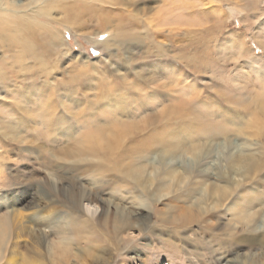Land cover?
I'll return each mask as SVG.
<instances>
[{
  "label": "rangeland",
  "instance_id": "rangeland-1",
  "mask_svg": "<svg viewBox=\"0 0 264 264\" xmlns=\"http://www.w3.org/2000/svg\"><path fill=\"white\" fill-rule=\"evenodd\" d=\"M51 1L56 4L63 2ZM11 3L33 8L41 5L43 1L11 0ZM96 4L103 5L108 12L113 10L112 7L122 5L118 8H122L123 14L127 9L129 15L144 18L143 23L138 25L140 28L137 32L145 41L149 30L145 19L152 18L155 26L149 38L155 37L154 40L163 46L157 51L158 58L152 55L151 60L150 57L144 58L141 43H130L129 38L122 44L115 40L111 44L119 45L107 46L105 42L111 36L110 26L101 25L99 19L90 16L87 11V14L81 16L84 22L76 25V28L70 26L66 16L59 12L52 15L53 21H45L47 24L50 22L53 28L60 31L59 36L63 37H60L63 46H59L53 53V61L59 63L56 73L54 72L56 81L51 83L52 89L55 85H60L58 89L64 91L67 80L71 77L78 80L73 83L75 87L76 84L80 88L83 84V87L79 89L80 93L77 91L74 95L76 103H69L65 98L60 101L63 99L62 91L54 97L55 101L62 104V110L60 108V113L57 114H62L72 124V132L67 134L64 131L56 137L47 134L49 125L46 124V115H39L36 106H43L48 101L40 99L36 105H30L31 110L27 112L28 120L22 131L28 141L22 142L14 137L7 141L6 149L10 154L2 168L4 177L0 178V184H7L0 190V217L6 213L11 217V235L4 253L5 258L11 257V251L18 242L17 248L22 256L31 257V260H38L40 263L44 261L43 264H264V245L242 242L249 235V230L233 221L228 212L230 205L227 203L219 209L216 207L217 210L212 209L210 201H207L209 204L205 203L204 206L207 211L212 212H208L203 224L195 223L187 230L190 231L187 236L172 235L177 240L181 239L179 242L184 245L183 251L172 247L171 244L176 240L166 234V229L171 226L161 225L159 216L163 213L171 219L172 215H177L176 208L182 206V203L176 200V193L167 194L168 197L165 196L163 200L159 196L158 202L147 199L139 214L146 218L148 226L141 231L128 227L121 234H116L111 241L106 240L104 243L109 232H105L99 224L101 207L95 203H85L84 210H78L67 197L51 190L47 183L51 175L70 174L65 172L68 162L59 160L57 156L60 150L72 148L73 137L95 130L101 122L116 124L118 120L123 124L128 122L136 126L148 120L147 129L150 132L158 129L162 131V124L167 121L173 124L175 121L174 126L187 127L184 130L186 132L194 128L198 133L192 135L194 139L198 136L205 138L209 131H213L219 134V141L225 145L227 140L223 134L229 133L246 153H256L264 160V114L260 110L261 103L264 105V0H100ZM120 17L127 23L129 17L122 19L120 15L112 18L113 25L118 23ZM51 40L52 38L45 39L43 44H48ZM2 45L3 41L0 39V60L5 59L2 57ZM160 53L169 58H160ZM58 56H61V61ZM179 74L184 75L182 79ZM132 83L137 85L133 86ZM105 85L119 86L121 91L129 89L126 90L131 95L128 107L135 113L132 114L129 110V114L124 117L115 107L102 104L101 100L98 102L97 97L105 89ZM4 91L6 89L0 88V126L8 121L4 117L15 114L12 107L10 111L9 106L17 100L15 96H6ZM62 102L70 104L69 107L75 110L65 111ZM92 102L99 106L94 105L90 110ZM182 105L186 107L182 114H176L171 120L166 119L164 113L168 108L176 109ZM232 122L238 123V129L235 130V126L230 125ZM176 133L169 136L171 143L180 138ZM162 134L159 132L158 136L162 138ZM131 142V139H125V144L130 145ZM123 143L121 142L122 145ZM212 145L214 144L211 143V147L201 154L182 151L179 157L168 160L170 167H179L190 172L186 185H192L183 193L195 200L200 196L192 193V188L201 192L202 185L212 186L214 183L222 186L226 179L233 178L231 181L242 180L244 184L247 182L246 189L234 201L245 203L252 197H258L259 193L264 195V169L260 175L253 177L252 182L240 175L227 174L229 170L224 162L227 155L217 160L211 152ZM161 159L163 158L160 154H154L150 158L144 156L137 161L158 163L160 166L164 164ZM47 162L54 165L53 168ZM205 169H208L207 172L203 171ZM89 173L90 171L74 173L73 177L79 185L88 186ZM226 174L229 177H225ZM102 180L103 183L97 187L103 190V200L112 197L115 202L127 207L129 219L135 218L138 214L132 209L131 203L135 199L132 197L137 194L134 186L114 181L112 173H106ZM57 181L61 185L68 183L67 180ZM37 192L42 196L45 194L46 198H39ZM248 204L254 211H258L255 212V222L258 223L260 231L264 232V198L263 201L253 198ZM18 215H22L23 219ZM40 215H49L46 221L53 224V229L45 228L44 232L49 236L37 244L32 240L30 232L33 221L39 219ZM88 219L94 220L96 233L89 229L84 230L87 233H74V228L80 221ZM63 228H67V234L58 232ZM159 229L165 230L159 232ZM63 239L69 242L65 247L66 251L62 253L60 248L54 251V247L61 245ZM0 264L5 263L2 260Z\"/></svg>",
  "mask_w": 264,
  "mask_h": 264
},
{
  "label": "bare ground",
  "instance_id": "bare-ground-1",
  "mask_svg": "<svg viewBox=\"0 0 264 264\" xmlns=\"http://www.w3.org/2000/svg\"><path fill=\"white\" fill-rule=\"evenodd\" d=\"M42 1L43 3L41 5L31 8L30 6H26L24 4H13L11 3V0H0V39H2L3 41L1 51L3 54L2 57H5V59L2 58L0 60V88L4 90L6 89V91L3 92L6 96L10 98H13L14 96L17 97L16 102H11V105L9 106L10 111L12 107L13 111H15V114L4 117V119L7 118L8 120L6 121L7 124L4 123V126H0V149H3V147L5 148L3 149V151H0V178L4 177L2 168L8 160L7 156L10 154V151L6 149L8 139L14 137L16 139H20L22 142L28 141V139L25 138L26 135L23 136L24 132L22 130L26 127V123L28 120L27 112L31 110L29 109L30 105H36L37 101H39L40 99H45L46 101H48L43 106H36V111L39 113V115H46V124L49 125L47 134H49L51 137L53 135L54 137H56L58 136V134L64 131L65 133L68 132L67 134H69L73 130V127H71L72 124H69L68 121L64 119L62 114L58 115L57 113H60L58 111L60 108L62 110V104L60 101H63L64 98L65 101L69 103L77 102L74 95L77 93V91L80 93L79 89H82L83 84L81 85V88L77 84L75 87L73 83H77L78 80L75 77H71L69 78V80H67L68 83H66L64 91L58 89L60 85H55L54 89H52L51 83H54L56 81L54 72L58 67L57 64L59 63V61H53V53L54 50L59 46H63V43L60 40V37L62 36H59L60 34L58 33L60 31L53 28L50 22L49 24L45 22L47 19L49 21H53L52 15L54 13L59 12L60 14L65 15L68 24L76 28V25L83 21L81 20V16L89 12L90 16L93 15L99 19L101 25L110 26L111 33L109 31L107 32H109L111 36L105 42L107 46L113 47L119 42H121L122 44L129 38L128 41L130 43H141L142 54L146 59L150 57L151 60L152 55L155 58H158L159 54H157V51L163 46H161L157 41L154 40L155 37L153 39H150V35L153 34L155 26L152 18L145 19V24H148L147 26H149L148 29L150 30H148L146 33L147 38L145 41V39H142L140 34L137 32V29L140 28L138 27V25L140 23H143L144 18L129 15L130 13L129 11H127V9L125 10V14H123L122 8H118L122 5L117 6V8L112 7L113 10L108 12L105 10V8H103V5L98 6L96 4V2L100 0H62L63 2H60L58 4L52 3L51 0ZM80 5H82L83 8ZM120 15L122 16V19L125 16L129 17L127 18V23L123 22L120 17L118 19V23H115L113 25L112 18ZM48 38H52L51 42L48 44H43V40ZM114 41L117 43L111 44V42ZM58 57L60 58L61 56ZM161 57L165 59L169 58L165 54H161L160 58ZM148 67L149 66L147 65V69ZM183 76L184 75H180V79H182ZM152 80H154V77L152 78ZM132 85H137V83H132ZM126 90L128 91L129 89ZM126 90L121 91L119 86L105 85V89L101 90L102 93L99 95V97H97V100L98 102L99 100H101L102 104L113 106V108L115 107L116 110H119V113H121L125 117L127 116V114H129L130 111L132 112V108L130 110L128 107V103L131 102L128 99H130L129 97L131 95L128 92L126 93ZM49 91H51V93H49ZM60 91L63 92V99H60V101H55L56 99L54 97H57V94H59ZM142 101L144 100L142 99ZM62 103L65 111L68 112L71 111V109L75 110L69 107L71 106L70 104H66L64 102ZM90 104V110H92L93 106H96L98 103L95 104L94 102H92ZM145 105L146 104H144V106ZM260 107L261 113L264 114L263 103H261ZM174 108H168V111H165L164 115L166 119L171 120L173 116H175L176 114H182L186 110V107L184 105L176 107V109ZM49 110L50 112H48ZM134 113L132 112V114ZM56 114L58 115L57 117H55ZM174 118L175 117H173L172 119ZM256 121L258 122L259 120L256 119ZM116 122V124L101 122V124H99L97 128L95 127L96 129L94 128L95 130L92 129V131H89L88 133L77 136L74 135L75 137H73V139L70 138L74 141L72 148L66 147L60 151L58 150L59 153L57 156L59 160L66 163L68 162V165L65 166V172H70V174H64V176L58 173L57 175H51L47 179L48 187L55 193H60L61 195L67 197L70 203L76 209L84 210L83 207L85 203H95L101 207V214L98 218L100 220L99 224L102 226L105 232H109L107 236L105 234L106 238L104 240V243L106 242V240L111 241V239H113L116 234H121L123 232L122 230L128 227H131V229L134 228L136 229V231H141L148 226L149 222L142 216V214H139L142 211L141 209L143 208L144 203L147 202V199L151 200L152 202H158L160 201V199H157V197L160 196L161 200H163L164 197L167 196V194L176 193V200L182 203V206L176 208L177 215H172L171 219H168V217H166L163 213H160L159 215L161 217V225L171 226L170 229H166V234L169 238L173 239L174 237H172V235H175L177 237H181V235L187 236L190 232L187 230L191 228L195 223H198L199 225L203 224L206 220V217L209 215L208 212H212V210L207 211V208L204 206L205 203H208L210 201V204L212 205L210 206L212 207V209H217L216 207H218L219 209L226 203L227 205H230L228 208V212L232 215L233 221L238 225L245 226V228L249 230V235L242 239L243 243H259L260 245H264V232L260 231L258 223L256 224L255 222V219L257 218L256 213L258 211H254V208L252 209L250 204H248L253 198L255 200L263 201V193H259L258 197L255 196L250 198L245 203L244 201L243 203H241L240 201H234L233 199L238 194H240L242 190L246 189L245 187H247V185L245 184L247 182L244 184L242 180L231 181V179L233 178H228L226 179V183L222 184V186L216 185L214 183L212 186H208L207 184H205V187H202V185L201 188L203 189V191L201 192H198L197 189L194 191V189L192 188V193L199 194L200 196L193 200L192 197L190 198L187 194L183 193L188 190L190 185H192V183H190V185H186V183H188L187 175L190 172L183 168L170 167V161H168L170 158L174 159L179 157L182 154V151H186L194 155L201 154L205 149L211 147V143H213L214 145H212L213 148L211 152L217 160H220V158L227 155L226 160L224 159L226 168L229 170V173L227 174L240 175L241 177H245L244 179L247 178L248 181L252 182L254 178L260 175L262 173V170L264 169V160L260 159V157L256 153H246L241 146L234 142V140L229 136V133L223 134L225 140H227L226 145L219 141L221 139L219 138V134L209 130L207 137L199 138L198 136L197 139H194L193 136L198 135L197 131H195L194 128L186 132L184 130L187 129V127L184 128V126L176 125V128L174 126L175 121L173 124L172 122L170 124L169 121L164 123V125L162 124V131H159L158 129L152 130L151 132L149 131V129H147L149 124L148 120H144L143 123L141 122L142 124H140V126L131 125V123L129 124L128 122L126 124H123V122L119 120ZM230 125H232V127L235 126V130L238 129V123L234 122ZM159 132L163 133L162 138L158 136ZM173 132H177L176 134H178L180 138L176 142L171 143V137L169 138V136L174 134ZM135 134H137L139 137H137V135ZM139 134H142V136H140ZM127 138L133 141L130 143V145L125 144V139ZM172 139H174V137ZM121 142H124L123 145L121 144ZM207 144L208 146L206 147ZM154 154H160L162 156L163 159L161 160L164 161V164H161L162 166H159L158 163L155 164L147 161H137V159H142L144 158V156L150 158ZM131 158L133 161L131 160ZM48 165L52 168L54 166L51 163H48ZM207 170L208 169H205L203 171L207 172ZM85 171H90V185L88 186L79 185L78 183H76L73 177L74 173L82 174ZM106 173H112L114 176V181L133 185L137 190L136 196L132 197L135 199H133L131 202L132 209L138 214L135 218L129 219L130 215H128L127 213V207H123L122 203L120 202H115L112 197L103 200V190L98 188L97 186L103 183L102 178ZM225 177L229 176L227 175ZM57 180H62V182L67 180L68 183H64V185H61L58 184ZM6 185L7 184H0V190ZM206 190L207 192H205ZM37 195L39 196V198H46L45 194H43L42 196L41 193H38ZM48 216L49 215H40L39 219L33 221L34 225H32L30 236L32 240L37 244L42 242V239H46L49 236V234L44 232L45 228H50V230L53 229V224L49 222L47 223L46 221ZM18 217L23 219L22 215H18ZM62 220L65 221V219L63 218ZM93 221H90L89 219L80 221V224L74 228V233H87L84 231L87 229L92 231L94 230V233H96L94 227L95 224L93 223ZM164 230L165 229H159V232H162ZM67 231V228H63L58 232L60 234H67ZM52 232L55 233V231ZM10 235L11 217L10 214L6 213V215L0 217V263L2 260L5 264L44 263V261L42 262L41 260L40 263L38 262V260H31V257L22 256L18 251L19 249L17 248L18 242L16 247L11 251V257L8 256V258H5L4 253L7 249L6 247L8 246V239ZM18 238H21L20 234L18 235ZM174 239L176 240L175 243H169H172V247L177 249V251H183L184 245L180 244L179 242L181 241V239ZM101 242L103 243V240ZM68 244L69 242L67 243L66 240L63 239L61 245H58L59 247H54L53 250L55 251V249L60 248V250L62 249L61 252L63 253V251H66L65 247ZM117 246H115L116 249ZM102 248L107 247L102 246ZM59 252L60 251H58V255ZM54 253L53 255H55ZM41 254L42 253H40V255ZM250 264L256 263L250 262Z\"/></svg>",
  "mask_w": 264,
  "mask_h": 264
}]
</instances>
